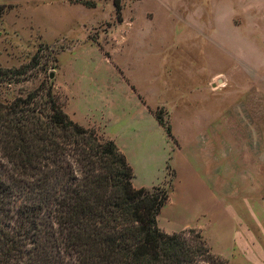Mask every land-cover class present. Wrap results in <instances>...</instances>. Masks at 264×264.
<instances>
[{
	"label": "rangeland",
	"instance_id": "obj_1",
	"mask_svg": "<svg viewBox=\"0 0 264 264\" xmlns=\"http://www.w3.org/2000/svg\"><path fill=\"white\" fill-rule=\"evenodd\" d=\"M0 5L6 7L0 18V68L34 66L26 76L0 84V101L11 102L40 84L52 83L57 102L68 114L66 106L79 110L85 96L84 103L96 119L101 112L105 120H111L107 127L133 170L134 187L158 186L170 191L161 211V224L205 228L213 249L224 253L227 247L220 242V235L237 228L240 231L235 221L245 206L230 205L228 197L221 198L220 204L211 205L218 218H208L210 211L204 218L193 212L194 203L179 204L184 190L182 158L187 154L186 149H180L181 98L201 85L200 73L210 68L202 53L203 40L214 34L222 41L241 39L251 27L259 31L264 26V0H0ZM115 5L121 9L119 20ZM232 7L238 12L230 13ZM109 55L117 68L107 62ZM228 64L221 55L219 70L227 85ZM114 70L123 73L135 93L121 84L125 90L120 101L110 108L105 107L107 95L102 83ZM78 85L84 86L82 91ZM159 110L173 139L155 118ZM185 113L191 117L196 108ZM86 128L108 140L96 127ZM8 176V171L0 168V178ZM40 221L45 244L51 245L47 211ZM258 248L257 261L251 264H264V244ZM224 259L228 264H250L244 256Z\"/></svg>",
	"mask_w": 264,
	"mask_h": 264
},
{
	"label": "trees",
	"instance_id": "obj_2",
	"mask_svg": "<svg viewBox=\"0 0 264 264\" xmlns=\"http://www.w3.org/2000/svg\"><path fill=\"white\" fill-rule=\"evenodd\" d=\"M5 10L0 5V18ZM33 67L0 68V84ZM155 118L173 139L160 110ZM0 168L9 173L0 178V264H228L200 232L158 227L170 191L135 188L116 144L72 120L52 83L0 101Z\"/></svg>",
	"mask_w": 264,
	"mask_h": 264
},
{
	"label": "crops",
	"instance_id": "obj_3",
	"mask_svg": "<svg viewBox=\"0 0 264 264\" xmlns=\"http://www.w3.org/2000/svg\"><path fill=\"white\" fill-rule=\"evenodd\" d=\"M249 10L244 7L246 13ZM232 12L238 11L232 7ZM232 27L236 29V26ZM258 30L251 27L241 39L233 37L222 41L216 34L204 39L202 53L210 68L206 73H200L201 85L192 87L189 91L192 94L181 98L180 149H186L187 154L182 158L184 190L179 204L184 207L194 203L196 211L193 212L204 218L209 211L212 213L208 218H218L211 205L212 202L220 204L221 198L228 197L230 205L245 206L235 221L240 231L237 228L226 236L220 235V242L227 247L224 253L220 248L213 249L205 228L197 226L195 229L214 254L229 259L244 256L250 264L257 261L256 250L264 244V26ZM221 55L229 62V85L221 78ZM108 57L107 62L115 67L113 57ZM184 75L191 76L189 72ZM106 77L102 83V91L107 95L105 107L114 108L120 101L121 92L125 90L121 84H126L129 93H135L134 86L120 70H114ZM231 83L234 87H230ZM82 87L78 85L77 89L82 91ZM68 98L71 101L69 95ZM84 101L85 96H82L80 111L66 106V112L81 126L99 129L124 155L107 127L111 120H105L101 112L96 119ZM142 103L146 105L144 101ZM194 107L196 113L188 117L185 110ZM160 218L161 213L158 227L167 234L194 229L188 225L164 226Z\"/></svg>",
	"mask_w": 264,
	"mask_h": 264
},
{
	"label": "water",
	"instance_id": "obj_4",
	"mask_svg": "<svg viewBox=\"0 0 264 264\" xmlns=\"http://www.w3.org/2000/svg\"><path fill=\"white\" fill-rule=\"evenodd\" d=\"M52 77V76H51Z\"/></svg>",
	"mask_w": 264,
	"mask_h": 264
}]
</instances>
